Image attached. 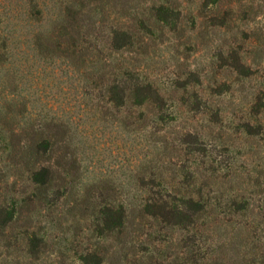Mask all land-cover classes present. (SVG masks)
I'll return each instance as SVG.
<instances>
[{"label": "rangeland", "instance_id": "rangeland-1", "mask_svg": "<svg viewBox=\"0 0 264 264\" xmlns=\"http://www.w3.org/2000/svg\"><path fill=\"white\" fill-rule=\"evenodd\" d=\"M0 264H264V0H0Z\"/></svg>", "mask_w": 264, "mask_h": 264}, {"label": "trees", "instance_id": "trees-1", "mask_svg": "<svg viewBox=\"0 0 264 264\" xmlns=\"http://www.w3.org/2000/svg\"><path fill=\"white\" fill-rule=\"evenodd\" d=\"M29 11H26V16L32 18L34 17H38L42 14L41 9L38 7V2L34 1L33 5H28ZM46 171V170H44ZM37 174H35L34 176H36Z\"/></svg>", "mask_w": 264, "mask_h": 264}]
</instances>
